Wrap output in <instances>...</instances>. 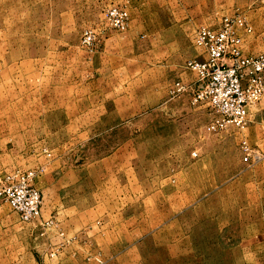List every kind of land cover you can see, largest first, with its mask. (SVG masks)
I'll return each mask as SVG.
<instances>
[{
	"label": "rangeland",
	"instance_id": "374dc122",
	"mask_svg": "<svg viewBox=\"0 0 264 264\" xmlns=\"http://www.w3.org/2000/svg\"><path fill=\"white\" fill-rule=\"evenodd\" d=\"M116 6L130 16L124 32L107 19ZM237 13L264 38V0H0V179L35 170L44 200L70 196V219L94 203L73 229L48 209L52 228L23 223L0 203V264H264V160L213 181L193 156L213 134L210 110L170 95L197 80L186 68L202 58L195 30ZM120 189L135 212L149 204L150 231L114 253L117 230L95 245L90 235L106 232Z\"/></svg>",
	"mask_w": 264,
	"mask_h": 264
},
{
	"label": "built area",
	"instance_id": "2783aa9c",
	"mask_svg": "<svg viewBox=\"0 0 264 264\" xmlns=\"http://www.w3.org/2000/svg\"><path fill=\"white\" fill-rule=\"evenodd\" d=\"M109 24L124 32L129 28L126 9L113 7L107 12ZM254 34L251 23L240 13L224 17L217 26H200L194 34V45L202 58L190 60L186 68L195 72L197 80L176 82L170 95L188 93L194 104H206L210 110L207 130L213 134L243 131L249 123L248 109L264 100V54L246 55L244 37ZM264 42V38L262 39ZM97 33L86 30L82 46L93 52ZM243 161L250 166L264 160V153L246 139L240 142ZM197 157V153H193ZM35 170H17L0 179V203L8 204L23 223L52 228L53 218H44V196L37 188ZM103 264L101 260H97Z\"/></svg>",
	"mask_w": 264,
	"mask_h": 264
},
{
	"label": "crops",
	"instance_id": "0c3cea01",
	"mask_svg": "<svg viewBox=\"0 0 264 264\" xmlns=\"http://www.w3.org/2000/svg\"><path fill=\"white\" fill-rule=\"evenodd\" d=\"M258 33L260 32L257 31L252 35L244 37V52L246 55L258 56L264 54V42L261 38L262 34L260 35ZM248 114L249 125L247 129L243 130L244 132L242 131V133L239 134L231 131L223 132L220 134H205L204 137L201 138V140L196 144V150L198 151L197 157H199L200 162H202L203 166H209L210 169H213L208 170L207 174L218 176L217 179H212L213 181L226 182L229 180V177L231 175H235L239 171H241V169H243V156H241L240 152V142L242 139H246L252 146L257 147V149L264 153V100L257 105L249 108ZM117 162L118 167L125 166L121 164L120 161L117 160ZM179 182L174 176V183L177 184ZM169 196L170 197L168 199H172L175 203H178L179 205L177 206V208H180L181 190H173V192L169 193ZM68 197L70 196L65 194L64 192H51L46 196L44 202V212L46 211V209H48L56 216L62 217L63 223H67L68 225L66 226H69L71 229L74 228V226L72 227V225L76 223L81 224L90 221L91 216L89 210L91 209V206L94 205V203L88 201L89 199H87V201L85 199V205L81 208V211L83 210L84 212L88 213V218L84 216H76L70 219L68 218L69 216H71L69 213L72 212V209L75 208L72 207L73 204L71 202V198L69 200L66 199V201L64 202L65 198ZM126 199L127 196L124 189H120V191H118L116 195L111 196V204L114 205L112 212L115 211V208L116 211L115 213H106L107 215H103L105 217L102 218L104 221L101 220V225L104 226L103 228L106 229V232L99 235L98 231H92L90 235V242H92L94 245L99 244L106 238L110 239L112 231L117 230L120 233L117 239L120 238V240H118V242L115 244V253L118 252L119 248L127 246L131 242V239L134 237V232H136L135 234L137 238H144V236L149 235V204H144L146 203V201L144 202L143 199V202L141 204V211L139 212V210H137L135 212L133 205L130 206L129 203H127ZM175 203L173 206L176 209ZM161 207L162 206L158 207L156 213L154 214V216L158 215V220L161 219V215L163 213ZM175 214L176 212H174V215ZM97 224H99V222ZM126 233H129V235H127Z\"/></svg>",
	"mask_w": 264,
	"mask_h": 264
}]
</instances>
